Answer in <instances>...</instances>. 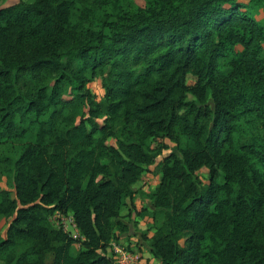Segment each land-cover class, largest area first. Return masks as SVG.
<instances>
[{
	"label": "trees",
	"instance_id": "16d2710c",
	"mask_svg": "<svg viewBox=\"0 0 264 264\" xmlns=\"http://www.w3.org/2000/svg\"><path fill=\"white\" fill-rule=\"evenodd\" d=\"M167 140L152 256L264 264V0L0 7V180L14 190L0 186L3 264H115L126 199ZM56 211L83 239L53 227Z\"/></svg>",
	"mask_w": 264,
	"mask_h": 264
},
{
	"label": "rangeland",
	"instance_id": "374dc122",
	"mask_svg": "<svg viewBox=\"0 0 264 264\" xmlns=\"http://www.w3.org/2000/svg\"><path fill=\"white\" fill-rule=\"evenodd\" d=\"M29 1V0H25ZM133 2V4H136L138 6H144L145 0H130ZM244 2H248V0H243ZM19 2V0H4L0 2V7H7L10 5H13L15 3ZM241 49V48H239ZM196 80V78L190 76V82L193 83ZM90 91L92 92L94 98L96 101H102L105 97V90L101 84L100 81H95L92 84L89 85ZM98 123H103L104 119H98L96 120ZM115 133L117 137L124 138L125 132L122 127L115 129ZM169 145V149L165 150L161 156L158 157L156 164L150 166L147 168L146 172L142 175V178L140 181L134 186V190L136 192V195L134 197L133 203L130 199H126V204L121 212V221L128 225L129 231L122 232L120 230L116 231V234L114 236L113 242L115 244H124L127 245L129 239H133L130 246H134L133 250L136 252H140L143 255L145 264H162L158 259L154 258L149 250V239L155 229V227L160 224L162 221V216L159 215L157 217L154 213V208L152 207V197L159 186L160 183V174L157 170V165L159 162L162 161L164 157L169 155L172 152L176 151V145L174 143L166 141ZM107 145L109 146H116L117 142L115 141V138H110L107 140ZM2 152V151H0ZM208 176H209V170L203 169L199 173L200 181L203 184L208 183ZM0 186L4 189H7L13 193L14 196V190L11 188L7 178L3 177L0 180ZM68 219H66V223L68 226V233L78 237L81 239L80 232L74 228L73 225V219L72 216L67 215ZM53 226H57L53 222ZM8 228V222L5 218L0 219V232L3 236L6 235V230ZM64 227H62L63 229ZM111 243V244H112ZM81 244H75L73 246V254H78L81 251ZM51 258H49L50 261ZM0 264H3V262L0 260Z\"/></svg>",
	"mask_w": 264,
	"mask_h": 264
},
{
	"label": "built area",
	"instance_id": "2783aa9c",
	"mask_svg": "<svg viewBox=\"0 0 264 264\" xmlns=\"http://www.w3.org/2000/svg\"><path fill=\"white\" fill-rule=\"evenodd\" d=\"M67 215L72 216L73 219V225L74 228H76L78 231V227H77V223L73 217L72 214H63L60 211H56L51 217H50V222L53 225V222L59 226L57 229L64 231L65 233H68V226L66 223V219H68ZM62 227H64L62 229ZM71 235V234H69ZM72 237H74L75 239H79L76 236L71 235ZM81 239H83L81 237ZM133 239H129L127 245L125 246L123 243L122 244H115L112 243L110 248L108 249V256L111 257L114 261L115 264H145V261H147V259L143 258V255L140 252H136L133 250L134 246H130V244L132 243Z\"/></svg>",
	"mask_w": 264,
	"mask_h": 264
}]
</instances>
